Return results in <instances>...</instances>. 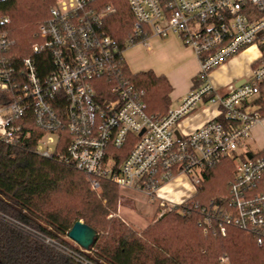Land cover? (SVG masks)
Returning a JSON list of instances; mask_svg holds the SVG:
<instances>
[{
    "label": "built area",
    "instance_id": "1",
    "mask_svg": "<svg viewBox=\"0 0 264 264\" xmlns=\"http://www.w3.org/2000/svg\"><path fill=\"white\" fill-rule=\"evenodd\" d=\"M127 1L135 17L129 45L136 44L134 39L146 43L150 36L176 34L199 59L196 83L179 106L150 113L145 88L125 75L124 50L104 24L114 5L56 0L33 34L28 56L15 52L7 30L10 18L0 16V140L17 145L37 134L38 155L87 174L95 191L106 178L118 189L159 200L161 217L186 201L178 205L158 197L165 183L185 174L193 196L230 155L235 173L229 190L200 208V225L214 236L240 228L264 245V149L247 148L254 126L264 119V0ZM250 46L260 55L250 80L225 91L215 88L211 72ZM201 104L211 105L213 116L192 131L179 132L181 120ZM128 143L131 149L117 165L120 155L114 147ZM45 241L92 264L52 238Z\"/></svg>",
    "mask_w": 264,
    "mask_h": 264
},
{
    "label": "trees",
    "instance_id": "2",
    "mask_svg": "<svg viewBox=\"0 0 264 264\" xmlns=\"http://www.w3.org/2000/svg\"><path fill=\"white\" fill-rule=\"evenodd\" d=\"M116 10L105 18V29L124 50L133 37L135 17L127 0H95ZM56 0H0V16H8L7 30L15 40V52L32 54L33 34L50 16ZM137 43L138 40H132ZM124 72L146 90L150 113L170 108L172 85L154 71L132 72L126 60ZM220 121L226 123L227 118ZM38 135L20 144L0 140V264H83L59 247L79 252L92 264H264V245L255 236L229 227L224 236L205 234L200 208L229 190L235 162L225 157L206 176L198 192L179 208L138 231L116 215L119 190L115 182L101 179V189L91 187V178L56 159L35 152ZM131 144L115 148L121 164ZM83 220L97 231L90 252L82 251L66 235ZM227 255L228 261L221 257Z\"/></svg>",
    "mask_w": 264,
    "mask_h": 264
},
{
    "label": "crops",
    "instance_id": "3",
    "mask_svg": "<svg viewBox=\"0 0 264 264\" xmlns=\"http://www.w3.org/2000/svg\"><path fill=\"white\" fill-rule=\"evenodd\" d=\"M136 45H142L148 49V62L146 63L148 69L133 70L126 59L131 71L135 73L152 70L157 75L166 76L172 85L171 100L176 99L178 103H181L196 83L200 71L199 59L194 49L186 46L176 34H169L165 37L150 36L146 43H136ZM259 56V50L256 46L248 47L238 56L228 59L224 64L213 70L210 75L212 84L215 88L225 91L231 85H240L249 81L252 65ZM212 116V111H196L185 117L177 129L179 132L192 131ZM258 133H264V119L260 125L254 126L252 130V140L255 142ZM262 149H264V145H261L257 151ZM158 205L157 214L160 215L163 209L160 204Z\"/></svg>",
    "mask_w": 264,
    "mask_h": 264
},
{
    "label": "rangeland",
    "instance_id": "4",
    "mask_svg": "<svg viewBox=\"0 0 264 264\" xmlns=\"http://www.w3.org/2000/svg\"><path fill=\"white\" fill-rule=\"evenodd\" d=\"M148 53L149 51L146 47L130 44L124 49L123 55L125 60L127 59L131 69L138 71L148 69L146 65L148 62ZM238 55L239 53L233 57ZM212 73L213 71L211 74ZM179 104L180 102L178 103V100L172 99L170 109H176ZM212 110L213 107L211 105L201 104L196 111L211 112ZM261 145H264V133H258L256 135V142L252 140V138L247 140V148L253 152H256ZM118 190L119 200L116 215L120 216L127 223H130L136 230L141 231L145 229L148 225L155 223L161 217V215L157 214L159 210V200L151 199L143 193L130 189ZM193 193L194 189L187 175L181 174L165 183L159 189L158 197L164 201H171L180 205Z\"/></svg>",
    "mask_w": 264,
    "mask_h": 264
},
{
    "label": "water",
    "instance_id": "5",
    "mask_svg": "<svg viewBox=\"0 0 264 264\" xmlns=\"http://www.w3.org/2000/svg\"><path fill=\"white\" fill-rule=\"evenodd\" d=\"M68 236L83 249L90 250L95 243L97 231L84 221L79 220L68 231Z\"/></svg>",
    "mask_w": 264,
    "mask_h": 264
}]
</instances>
